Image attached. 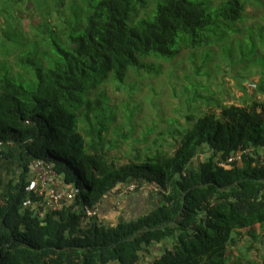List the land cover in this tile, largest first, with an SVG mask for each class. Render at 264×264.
<instances>
[{"label":"trees","instance_id":"16d2710c","mask_svg":"<svg viewBox=\"0 0 264 264\" xmlns=\"http://www.w3.org/2000/svg\"><path fill=\"white\" fill-rule=\"evenodd\" d=\"M147 1L153 8L135 19ZM217 1L28 0L14 28L0 21V264H264V0ZM216 49L232 73L243 64L233 75L241 104L201 92L207 84L196 76H210ZM163 62L177 116L151 141L133 137L140 105L129 107L130 88L110 129L117 112L105 86L157 76ZM34 160L64 186L55 209L43 208L48 193L29 176ZM131 182L134 191L155 184L159 203L116 224L99 219L105 195ZM244 238L258 259L233 254Z\"/></svg>","mask_w":264,"mask_h":264},{"label":"rangeland","instance_id":"374dc122","mask_svg":"<svg viewBox=\"0 0 264 264\" xmlns=\"http://www.w3.org/2000/svg\"><path fill=\"white\" fill-rule=\"evenodd\" d=\"M3 5L0 7L2 10H0V21L1 23L6 22L8 25V28H14L16 23H18L19 18H15L13 14H17V12L25 7L26 3L28 0H2ZM31 3L35 4V0H30ZM213 2V5L217 4V0H211ZM137 12L134 14L135 19L138 17L142 16L144 12L149 9L151 10L153 8V3L150 1H147V6L144 7L142 5H137ZM252 7H250L248 10H250ZM26 11V9H25ZM24 11V12H25ZM29 11V10H27ZM252 11V10H251ZM254 11V10H253ZM252 11V12H253ZM22 12V14H24ZM247 20L252 21V13L250 11L247 12ZM24 25H28V20H25ZM34 23H36V19L34 18ZM11 31V30H9ZM219 51L216 49L215 54L212 57L211 61L205 62V65L209 66V72L210 76L207 75H197L196 79L197 81H200L202 83L207 84V86H204L201 90L202 94L207 95V96H213L215 99H217L221 103H231L235 102L237 104H241V91L239 90V81L235 80L233 78L234 73L237 70H241V66L243 65L241 62H233L234 64V72L232 73L230 71V65L226 63L225 59L221 54H218ZM240 52V57L244 60L250 61V54L248 52V48H243ZM190 55L189 52H187L186 49H182L179 52V57L181 59H184L185 63H188V56ZM5 56L0 55V59L4 58ZM238 56L237 54L233 55V60H237ZM8 63L11 64L13 61L12 56H9L6 58ZM201 62L200 57L198 56L197 60V65ZM214 63H217L220 68H224L226 71L224 72L223 70L221 71V74L223 73L224 76L222 77L220 74H218L220 77L218 79L215 78L216 72H215V67ZM205 69V66L202 68V70ZM169 70L168 64L166 62L162 63V73L157 75V76H151V75H145V77H142L141 79H138L137 77L132 78V80L126 85H122L120 88L116 87L115 84H107L105 86V91L107 94V99L106 102L110 107H112V110L117 112L116 116V121L110 122L109 126L110 129H113L114 125H118L122 122L121 117L124 115V113L121 111V105L124 102V100H127V96L130 92H132V98L130 99V106L131 108H134V105L139 104L140 107L137 110L131 111L133 113V124H134V133L133 137H150L148 138V141H151V138L154 139V136L157 133L161 131V129H165L168 126L167 119L169 117H176L177 113L175 109L179 107V100L177 97L172 96V90H171V84L173 82L172 79H169L167 76V72ZM185 72H188L189 69L185 68ZM229 71L230 73H228ZM175 74L182 79V72H177L175 71ZM254 76L249 77V78H241L239 77L238 79L243 81L244 83L248 84L253 82ZM138 79V80H137ZM135 80L138 81V83L132 84ZM136 81V82H137ZM140 87V89H138ZM251 89L248 88L247 92L251 93ZM200 107L204 110L207 111L210 109V107H213L216 105V101L212 102L211 106H208L204 103H198ZM193 105V104H192ZM135 109V108H134ZM182 114H185V110L180 111ZM182 118V116H181ZM124 132H126V127L124 128ZM113 130H111V136H112ZM131 143V140L125 141L123 143L124 146H129ZM165 143V142H164ZM149 145V142L147 143H140L138 146L140 148H144L145 146ZM165 150L168 149L169 147L164 145L163 147ZM204 154H200L198 158L204 157ZM37 161H31V169H30V178L31 179H36L38 182H40V189L41 191L46 190V187L48 189H53L54 191H64V186L62 187L58 182H56L53 178V176H56L55 172L52 170V174H48V182L44 183L43 177H44V171L42 168L38 169L35 167V163ZM41 163V162H40ZM42 164V163H41ZM40 164V166H41ZM15 165V164H14ZM15 166L11 167L9 170L3 169V172H6L8 175H11L14 172ZM52 169V168H51ZM54 183L52 186H49V182ZM42 184V185H41ZM147 186H142L139 191H134L127 193V198L128 201H125V195L123 196H117L114 195L113 192H108L107 195L114 197V203H111L112 206H114V210H109L114 211L116 210V206H122L125 209L133 208L134 211L137 212H144L147 211L146 205H147V200L150 195V191ZM156 191V190H154ZM125 196V197H124ZM110 203V202H109ZM117 204V205H116ZM149 204V203H148ZM100 210V209H99ZM100 212V211H99ZM130 212V211H128ZM106 214V212L104 213ZM130 215V214H126ZM257 232L260 234H263L264 230L257 228ZM250 246V241H248L247 238H244L239 241L237 247L233 249V254L235 256H239L242 261L250 260V259H255L259 257L258 249L256 247H251L250 249H246V247ZM258 246V245H257ZM258 248L262 249V252L264 251V246H258ZM153 255H150L152 257Z\"/></svg>","mask_w":264,"mask_h":264},{"label":"crops","instance_id":"0c3cea01","mask_svg":"<svg viewBox=\"0 0 264 264\" xmlns=\"http://www.w3.org/2000/svg\"><path fill=\"white\" fill-rule=\"evenodd\" d=\"M53 178H54V180L56 182H58L63 187V184L58 179L57 174H56V176H53ZM53 184L54 183H52V181L49 182V186H52ZM146 190L151 192V190H148V189H146ZM0 192H1V186H0ZM127 195L128 194L126 193V195H125L126 197L124 196L126 198L124 203L126 201H128ZM129 195H130V192H129ZM111 203H114V197H112V195L108 196L106 194L105 197L103 198V200L101 201V203L98 206V214L100 216L99 219H101V220H103V221H105V222H107L109 224L110 223L116 224L119 220L127 219V218L133 217L135 215H139V214H143L145 212H148V210L152 208V205H155L156 203H159V198L155 197L154 195H149L148 200H147V205H146L147 211H144L142 213L134 211L133 208L125 209L121 205L118 206L117 204H116L117 206L115 207L116 208L115 212L114 211L110 212L109 210H114V206H112ZM128 211H130V212H128ZM105 212H106V214H104ZM126 214H130V215H126Z\"/></svg>","mask_w":264,"mask_h":264},{"label":"built area","instance_id":"2783aa9c","mask_svg":"<svg viewBox=\"0 0 264 264\" xmlns=\"http://www.w3.org/2000/svg\"><path fill=\"white\" fill-rule=\"evenodd\" d=\"M240 154H241V152H236L235 154L231 155L228 158V161L233 162L237 159H240ZM36 161L37 162L35 163V167L38 169H40V168L43 169L44 177L42 179H43L44 183H47L48 179H49L48 174H50V175L52 174V169L49 166L45 167L43 164L40 163V161H38V160H36ZM40 164H41V166H40ZM38 183L40 186V182H38ZM146 186H147V188H149L151 190L157 189L155 184H149ZM136 187H137L136 184L131 182V183L127 184L125 187H123L122 189H120L117 192V196L121 197L126 193L132 192L136 189ZM47 188H50V187H46V190H43V191L48 193V199L46 200V203L43 206V208L49 207V208L55 209L59 205V202L65 198V192L64 191H54L53 189L47 190ZM40 192H42L41 189H40ZM84 212L87 216H93L95 214V210L89 206H84Z\"/></svg>","mask_w":264,"mask_h":264}]
</instances>
